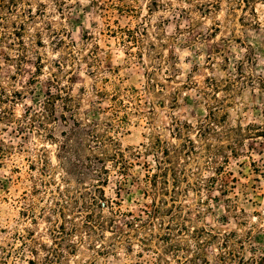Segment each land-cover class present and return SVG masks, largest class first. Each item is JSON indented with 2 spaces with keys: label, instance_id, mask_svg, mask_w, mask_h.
Masks as SVG:
<instances>
[{
  "label": "rangeland",
  "instance_id": "374dc122",
  "mask_svg": "<svg viewBox=\"0 0 264 264\" xmlns=\"http://www.w3.org/2000/svg\"><path fill=\"white\" fill-rule=\"evenodd\" d=\"M48 93L72 100H57L55 120L42 111ZM209 112L235 142L221 172L189 168L192 184L210 190L187 188L180 208L154 218V235L146 229L116 246L109 232L103 243L90 238L80 192L95 180L68 162L90 153L85 124L111 117L107 132L143 151L151 130ZM71 114L83 124L77 132ZM257 126L264 0H0V264H264ZM130 161L126 175L111 170L104 193L137 215L154 206L144 178L154 164L144 151Z\"/></svg>",
  "mask_w": 264,
  "mask_h": 264
},
{
  "label": "trees",
  "instance_id": "16d2710c",
  "mask_svg": "<svg viewBox=\"0 0 264 264\" xmlns=\"http://www.w3.org/2000/svg\"><path fill=\"white\" fill-rule=\"evenodd\" d=\"M31 14V13H30ZM58 99H64V105L71 102L69 96L64 98L60 93H48L42 103V111L44 116H51L54 120L57 115L55 112ZM62 118L65 117L63 113L60 114ZM73 123L76 124V132L83 124L74 120L73 114L70 116ZM219 116L215 112H209L203 121L196 124H191L187 121L172 119L170 128H158V130H151L150 136L147 138L148 142L142 144L143 151L147 155L152 156L153 166L151 171L144 175L148 190L145 192L152 197L154 204L152 210H143L142 214H133L130 210L121 211L120 208H115L117 202L105 198L104 186L108 183V177L111 170H114L121 175H126L132 165L131 157H138L143 152L142 150H135L132 148H123L114 136L107 131L112 126L113 121L111 117L107 118L103 123L93 120L90 124H85V133L91 139L88 143L87 149L90 150L88 156L80 163L68 162L73 167L83 168L87 175L95 180L91 187H84L80 192L88 198L87 204L89 210L83 220V225L86 228L88 236L98 237L104 242L105 233L109 232L113 235L112 246L117 244H129L132 235H138L139 232L146 229L150 230V234L155 232L152 227L155 225L154 218L157 214H163L169 211L170 208H180V203L176 204V199L186 192L187 188L192 191L199 192L203 187L205 190H210V185L203 186L200 181L192 184L191 174L189 168L197 165L198 168H215V171L225 168L224 165L228 163V154L234 153V139L232 128H222L220 125ZM123 127L126 121L123 120ZM102 126V127H101ZM107 128L104 132H98L97 129ZM217 127H221L217 129ZM168 130L171 141L164 137V132ZM248 133L251 132V127H248ZM194 131V132H192ZM190 133L194 135L192 138ZM256 136H264V127L257 126V130L253 133ZM214 139L216 142L209 141ZM1 142V141H0ZM98 150V152H96ZM221 157V161L217 160ZM214 180V176L210 177ZM118 205V204H117ZM91 207V208H90ZM105 210L108 214L103 213ZM179 213H175L178 217ZM123 218V227L118 223ZM162 225V224H161ZM168 226V233H164L163 239L166 241L165 249L170 250L173 244H169L170 240V224ZM184 228H180L183 230ZM122 238V239H118ZM104 249H107L104 246ZM112 250V249H111ZM100 251V250H98ZM29 263H34L29 260ZM166 264H169L166 260ZM207 264V263H205Z\"/></svg>",
  "mask_w": 264,
  "mask_h": 264
}]
</instances>
